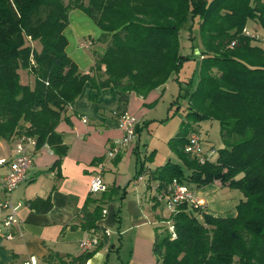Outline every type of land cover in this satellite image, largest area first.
Listing matches in <instances>:
<instances>
[{
    "label": "trees",
    "instance_id": "1",
    "mask_svg": "<svg viewBox=\"0 0 264 264\" xmlns=\"http://www.w3.org/2000/svg\"><path fill=\"white\" fill-rule=\"evenodd\" d=\"M74 9L94 20L107 43L89 72L67 52ZM249 19L264 24V0H0V140L32 138L36 149L48 145L62 158L68 146L57 126L69 120L68 107L87 82L97 95L114 86L121 115L132 92L147 97L200 57L197 85H181L188 107L169 140L181 163L166 162L150 180L160 191L174 180L192 190L220 181L244 197L233 216L177 204L175 235L168 226L157 229L156 264H264V48L244 33ZM182 31L199 39L191 53L182 52ZM22 69L33 86L22 82ZM212 120L220 123L223 146L215 160L201 163L185 147L198 125ZM38 201L39 210L51 208L49 197L30 205ZM103 216L101 205L93 211L85 205L81 226L99 236L94 249L76 256L50 251L40 264H86L108 240L97 223Z\"/></svg>",
    "mask_w": 264,
    "mask_h": 264
},
{
    "label": "crops",
    "instance_id": "2",
    "mask_svg": "<svg viewBox=\"0 0 264 264\" xmlns=\"http://www.w3.org/2000/svg\"><path fill=\"white\" fill-rule=\"evenodd\" d=\"M101 33L85 12L80 9L71 11L65 32L67 52L84 72H89L94 65L95 52H102L107 46L106 42L99 41ZM85 37L96 43L95 51L82 46ZM168 82L151 91L147 97L135 92L130 94L126 113L138 117L142 131L148 126L144 120L148 114L147 107L163 97ZM185 115L186 111L184 118ZM66 116L69 120H62L57 126V131L68 146V152L62 158L48 145L36 149L35 144L25 142L33 163L26 180L11 194L12 203L17 207L18 222L11 229V240L0 235V264H23L31 258L40 264L50 251H57L63 256L81 254L84 250L81 243L97 234L81 226L85 222L84 207L87 204L89 211L99 205L103 213L106 210L97 223L108 230L109 236L86 264H110L113 254L120 261L125 249L129 251L127 264H156L157 257L153 251L156 232L158 228L172 224L174 209L157 200V194L167 191L171 184L160 191L159 182L151 181L150 173L172 160L155 166V160L151 159L157 147L151 144L144 145L146 153L142 159V132L137 134L131 146L123 149L118 158L107 157L109 146L123 135L118 126L119 96L114 86L103 89L99 95L94 88L91 94L81 95L68 107ZM84 118H87L86 122ZM209 122H201L198 126ZM177 133L178 130L173 135ZM21 140L18 136L0 140V160L6 159V162L0 163V201L6 198L4 179ZM59 158L60 163L55 165ZM99 162L105 165L102 176L107 190L92 194L90 182ZM141 176L143 178L140 180ZM223 186L220 181H215L193 190L207 213L215 216L236 215V206L240 201L237 204H218L208 198L215 189ZM48 197L51 208L47 211L39 210L43 206L42 201H38L36 206L30 205L32 200ZM10 213L9 208H0V221ZM120 264H125L124 260Z\"/></svg>",
    "mask_w": 264,
    "mask_h": 264
},
{
    "label": "rangeland",
    "instance_id": "3",
    "mask_svg": "<svg viewBox=\"0 0 264 264\" xmlns=\"http://www.w3.org/2000/svg\"><path fill=\"white\" fill-rule=\"evenodd\" d=\"M71 15V13H70ZM246 27L251 30L253 33L260 36H264V24L260 21L249 19L247 21ZM66 32V31H65ZM194 32H196L194 30ZM195 34V33H194ZM181 44L183 46V54L191 53L192 44H197L199 39L191 40L190 34L188 31H182L180 36ZM256 43H258L255 40ZM89 44L86 46V44ZM35 47H40L38 43L34 42ZM96 43H92L89 38L85 37L82 41V46L89 51H95L94 47ZM100 52V51H99ZM201 59H191L185 61L183 67L180 69L177 78L169 79L167 88L164 92L162 98L155 100L150 104L148 109V114L144 120L148 123V126L144 127V130H140L141 140L144 143L142 149V159L146 153L145 144H151L152 146L157 147V152L153 151L154 165L162 164L165 160H172L180 162V159L175 153H173L169 146V140L174 137L173 135L177 130L179 131L181 121L184 118V112L188 107V100L180 96L184 93L183 89L181 90V85H186V83L193 82V85L196 86L199 80V71H200ZM21 80L25 84L34 85V77L28 70H21ZM93 92V87L91 83L87 82L84 86L81 95L86 93L91 94ZM79 96V97H80ZM176 100H178L176 102ZM131 115V114H130ZM132 116L137 117L132 114ZM138 118V117H137ZM197 133L201 135L203 139V144L206 149L214 148L215 158L218 156L219 149L223 146V141L221 138V127L218 120H212L209 123L202 124L197 127ZM154 155L156 156L154 159ZM184 170L188 172L184 166ZM213 184V183H211ZM210 185V184H209ZM194 190L196 186H192ZM201 188V187H200ZM203 188V187H202ZM244 197L242 192L238 189L230 188L228 186L220 187L218 190L215 189V192L208 195V198L215 203L222 204L224 202H231L232 204H237L240 201V198ZM209 200V199H208ZM129 251L126 249L122 252L121 260H117V256L113 254L110 264H114L117 261V264H120L124 260V263L127 264Z\"/></svg>",
    "mask_w": 264,
    "mask_h": 264
},
{
    "label": "built area",
    "instance_id": "4",
    "mask_svg": "<svg viewBox=\"0 0 264 264\" xmlns=\"http://www.w3.org/2000/svg\"><path fill=\"white\" fill-rule=\"evenodd\" d=\"M244 33L254 38L260 45L264 48V36L253 33L248 28L244 29ZM89 44L87 43L86 46ZM118 126L122 131V137L116 139L112 145L109 146L106 153L109 159H114L123 151V149L131 146V144L137 138V126L140 120L130 114L124 113L119 115ZM84 122L87 118L83 119ZM35 144V140L32 138H22L20 143L17 145V155L13 159L10 165L9 172L4 179V188L6 193V198L0 201V208H9L11 213L3 220L0 221V235L7 239L13 238L12 228L18 222L16 217V210L11 200V194L14 189L23 181L26 180L27 172L33 163V157L31 152L25 146V142ZM185 151L197 158L199 162L205 163L207 161L215 160V149L212 147L206 149L203 144V139L200 134L192 133L189 136L188 142L185 147ZM6 162V159H1L0 163ZM104 162H99L96 166V172L93 175L90 182V192L92 194L105 192L107 190V185L104 182L102 171L104 170ZM143 177H139L141 180ZM157 200L160 202H165L168 206L175 209L176 205L179 203H187L193 208H203L195 192L185 183H180L178 180H174L167 191H162L157 194ZM106 210H104V214ZM170 232L174 234V228L172 224L168 226ZM107 233L109 234L108 230ZM99 236L94 234L91 235L87 240L81 243V247L84 250H92L99 244ZM23 264H39V262L31 258L25 261Z\"/></svg>",
    "mask_w": 264,
    "mask_h": 264
}]
</instances>
